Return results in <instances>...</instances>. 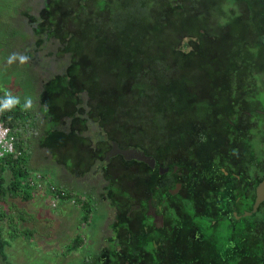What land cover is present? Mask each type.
I'll list each match as a JSON object with an SVG mask.
<instances>
[{"label":"trees","instance_id":"trees-1","mask_svg":"<svg viewBox=\"0 0 264 264\" xmlns=\"http://www.w3.org/2000/svg\"><path fill=\"white\" fill-rule=\"evenodd\" d=\"M20 15L33 33L31 48L52 57L44 65L51 69L52 60L60 65L46 72L38 87L46 135L38 144L54 162L73 177V172L87 173L90 165L71 156L93 150L87 137L96 130L119 143L145 146L171 169L189 170L191 195L182 190L179 197L166 196L168 213L163 212L157 231L144 211L129 216L130 204L115 205L117 191L131 203L127 193L137 194L138 187L122 184L123 190L110 183L109 192H97L111 212L112 205L117 210L112 223L127 228L118 234L131 247L122 249L113 264L126 261L121 254L128 250L144 264H264V200L243 215L252 209L264 175V106L259 101L264 95V0H40L36 12L25 9ZM24 55L27 67L37 61L27 50ZM235 112L240 122L246 112L255 121L238 147L241 131L226 119ZM30 118L20 104L0 112V122L14 137L13 151L0 155V206L11 197L29 198L30 150L20 132ZM222 167L240 175L249 197L236 198L221 188L207 196L196 192L204 181L213 183L210 172L223 175ZM171 174L160 175L154 197L171 186L166 178ZM47 185L52 196L75 202L81 226L88 222L91 192L82 195L50 180ZM155 185L150 182L148 188ZM75 239L79 245L83 238ZM4 243L0 235L3 260Z\"/></svg>","mask_w":264,"mask_h":264},{"label":"rangeland","instance_id":"rangeland-1","mask_svg":"<svg viewBox=\"0 0 264 264\" xmlns=\"http://www.w3.org/2000/svg\"><path fill=\"white\" fill-rule=\"evenodd\" d=\"M39 6L40 0H0V86L4 87V94L8 92L18 97L21 106L26 98L30 97L33 102V107L29 109L33 118H30L26 128L20 132L21 142L31 152L29 174L39 172L47 182L50 180L56 185H64L73 192H81L82 195L91 192L94 195L93 211L88 222L81 226L82 211L73 200H57L47 193L41 195V198H33L34 201L18 202V198H8L0 206L1 214L6 215L3 222L0 220V235L5 242V260L1 254L0 264H90L87 256H90L93 250L88 247L87 242L78 250L75 238L83 237L84 230L95 229V225L109 221L112 212L108 201L99 199L97 191L100 189H89V185L82 182L86 181V178L69 175L67 180L64 179V168L53 162V156L38 146V139L46 138L43 134V118L38 101L39 81L49 70L60 69V65H55V60L51 61V69L47 67V63L44 65V60L50 61L52 57H48L43 51L35 52L31 48L34 36L20 11L28 9L30 12H36ZM24 50L31 54L30 57H36L37 61L32 62L30 67H27L29 64H21L19 59L8 63L12 54L24 55ZM259 101L264 106V95L259 97ZM6 176L11 179L10 174L7 173ZM62 179L65 180L64 183ZM11 200L12 204L16 201V208H11ZM27 215L32 226L27 227L32 229V235L23 236L22 228L25 225H22L21 219ZM16 233L28 237L29 241L25 242V238L16 236Z\"/></svg>","mask_w":264,"mask_h":264},{"label":"flooded vegetation","instance_id":"flooded-vegetation-1","mask_svg":"<svg viewBox=\"0 0 264 264\" xmlns=\"http://www.w3.org/2000/svg\"><path fill=\"white\" fill-rule=\"evenodd\" d=\"M239 115V112H235L226 116L228 123L232 124L236 130L241 131V137L238 140L235 139L237 141V147L244 142L241 141L243 137L245 140L246 128L255 124V121L252 119V117H250L252 113L246 112L241 114V122ZM87 139L90 142L89 144L93 150H88V154L76 153V151H74L71 158H73V162L76 161L78 164L80 162V164L90 165L88 168L90 167L91 169L85 174L73 172L75 173L74 176L80 178L82 177L83 179L86 178L87 180H83L82 182L84 184L87 183L90 187L89 189H100L97 192L101 190H107V192H109L110 189L108 186L110 183L116 184L123 190L124 188L122 187V184L126 188H128L130 185L138 187L139 192H137V194L134 195L130 191L127 193L128 195L132 196L133 201L131 203L126 200L124 194H120V192L117 191V195H119V197L116 199L115 205H117L119 201L121 202V200L130 204V211L127 212L129 216L132 211H144L145 220H148L154 225V231H157L160 227H163V212L165 214L168 213V207L166 208L167 195L170 197L174 196L173 198H176L179 197V195H182L181 192L183 191H185L184 195H191L192 187L190 186L189 181L186 179V175L189 174V170L186 172L179 170L177 165H173L171 169L169 165H165L160 160L156 159L154 154L145 146H134L127 143H119L104 133H96V130H93ZM114 143L117 144V146H114ZM130 148H136L140 150L144 158H134L130 154ZM234 150L237 149L234 148ZM169 170H171L173 174L167 175L166 178L171 179V186L162 191V195L158 196V194V197H154V191H160V188L157 184L163 179V177L160 175L168 172ZM65 171L66 172L64 174H66V176L64 179L67 180V177H69L70 173L72 172L69 170ZM221 171L224 173L223 175H219L218 172H210L211 175L209 179H211L213 183L204 181L203 185L196 187V192L207 196L209 193L211 194L214 192L212 189L221 188L222 190H225V193L228 192L229 194L236 196V198L239 196L244 197L245 195L248 197L250 196V194H246V182L241 180L238 173L232 172L229 174V171L225 170V167H222ZM133 173L137 175V182H135L132 176ZM154 173L157 175L151 176ZM107 174L111 175L108 176ZM112 178H114L115 181L112 180ZM64 182L65 180L62 179V183ZM150 182L156 183L155 188H148V183ZM247 184L249 187L248 189L251 191L250 180H248ZM203 187L206 192L202 193L201 188ZM144 204H146V209ZM114 207L115 206L112 205L113 211L108 222L95 225V229L84 230L85 235L82 237L83 240L78 241V250L83 248L85 242H87L88 247L93 250L91 255L87 256L91 261L90 264H113L115 261H117L118 254L122 249H124L126 246L131 247L130 242L128 240H121L122 238L118 234V229H127L126 226L119 223H112L113 217L117 211H114ZM174 210L177 212V209ZM88 238L90 239L87 240ZM133 252V250H128L121 254L124 258H126V261H124L122 264H144L142 262L139 263L140 260L138 255L135 259H133V257L130 255ZM127 253L129 254L128 256H126ZM148 261L149 260H147V262Z\"/></svg>","mask_w":264,"mask_h":264},{"label":"crops","instance_id":"crops-1","mask_svg":"<svg viewBox=\"0 0 264 264\" xmlns=\"http://www.w3.org/2000/svg\"><path fill=\"white\" fill-rule=\"evenodd\" d=\"M3 90H4V87H2V86H0V93L1 92H3ZM38 146H39V144H38ZM40 147V146H39ZM41 148V147H40ZM30 155H31V152H30ZM29 163H30V156H29V158H28V164H27V166H28V180H29V186H27V188H26V191H27V194H28V196H29V198L28 199H26V200H22L19 196H16V197H11V199H13V200H16V198H18L17 200H20V201H18V202H21V200L22 201H27V200H30V201H34L33 200V198L35 199L36 197H39V198H41V195H43L44 193H47L49 196H52V194H50L49 192H48V185H47V181L45 180V178H44V175H42V174H40V175H38V173H35V174H33V175H30L29 173H30V171L31 170H29ZM7 173L8 174H10V177H11V174H12V172L11 171H7L6 173H5V177H6V180H7V182L10 180V178L8 179L7 178ZM34 195H35V197H34ZM54 196V195H53ZM55 198H57V200H59L58 198V195H56V196H54ZM16 206H17V204H16V201H14V203L12 204V200H11V208H16ZM2 212V210H0V213ZM31 213H33L32 211H31ZM4 217H6V215H4V216H0V220H1V222H3V219H4ZM7 220L9 221V217H7ZM6 223V222H5ZM21 223H22V225H25V226H23V231H24V234H23V236L25 235V233L27 232V231H29L30 232V235H32V229L31 228H28L27 226H30V227H32L31 226V222H30V217L27 215V216H25V217H23L22 219H21ZM16 236H22L21 234H19V233H16L15 234ZM22 236V237H23ZM23 238H25V237H23ZM25 242H27L28 241V239H26L25 238V240H24Z\"/></svg>","mask_w":264,"mask_h":264},{"label":"clouds","instance_id":"clouds-1","mask_svg":"<svg viewBox=\"0 0 264 264\" xmlns=\"http://www.w3.org/2000/svg\"><path fill=\"white\" fill-rule=\"evenodd\" d=\"M17 59H19L21 64H24L28 61L29 57L25 55L12 54L8 58V63L11 64L15 62ZM19 104H20V100L18 97H14L11 95V93L6 92L5 97L3 99H0V112H4L5 110L11 111ZM22 107L23 110L31 109L33 107L32 99L30 97L26 98Z\"/></svg>","mask_w":264,"mask_h":264},{"label":"water","instance_id":"water-1","mask_svg":"<svg viewBox=\"0 0 264 264\" xmlns=\"http://www.w3.org/2000/svg\"><path fill=\"white\" fill-rule=\"evenodd\" d=\"M114 146H117V144L114 143ZM130 154L134 158H144L142 152L136 148H130ZM264 200V175L261 181L257 184L255 189V200L252 205V209L250 211H245L243 215H250L251 213L255 212L257 207L260 205V203Z\"/></svg>","mask_w":264,"mask_h":264},{"label":"built area","instance_id":"built-area-1","mask_svg":"<svg viewBox=\"0 0 264 264\" xmlns=\"http://www.w3.org/2000/svg\"><path fill=\"white\" fill-rule=\"evenodd\" d=\"M13 149L14 137L11 135L9 127L0 122V155L4 153H11Z\"/></svg>","mask_w":264,"mask_h":264}]
</instances>
